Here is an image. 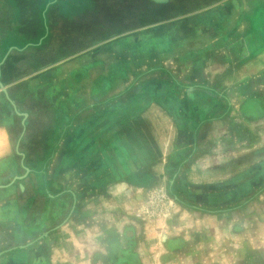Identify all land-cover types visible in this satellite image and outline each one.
<instances>
[{
  "label": "crops",
  "instance_id": "0c3cea01",
  "mask_svg": "<svg viewBox=\"0 0 264 264\" xmlns=\"http://www.w3.org/2000/svg\"><path fill=\"white\" fill-rule=\"evenodd\" d=\"M56 2L0 0V264H264V0ZM155 183L178 211L145 225Z\"/></svg>",
  "mask_w": 264,
  "mask_h": 264
},
{
  "label": "rangeland",
  "instance_id": "374dc122",
  "mask_svg": "<svg viewBox=\"0 0 264 264\" xmlns=\"http://www.w3.org/2000/svg\"><path fill=\"white\" fill-rule=\"evenodd\" d=\"M11 1V0H8ZM40 2V0H38ZM55 4V0H51ZM58 3L55 8H59L60 12H67L69 8L65 6V2L68 0H57ZM70 1V0H69ZM127 2L130 0H126ZM171 3L173 4L170 10L173 12L172 16H178L180 14H183L185 12H195L198 9H201L202 6L205 4H210L214 0H170ZM77 3H83L84 0H71V4ZM48 4V3H47ZM78 6H75L72 9V11H75ZM150 7V6H149ZM139 19L140 22H142L144 19H146L145 16V10H146V0H140L139 1ZM45 10L47 9V6L44 8ZM173 9V10H172ZM159 9L155 8V22L159 20L160 16ZM150 17V16H149ZM49 24V23H48ZM157 24V23H156ZM49 25L44 24L43 29L46 30ZM175 38H178V35L174 34ZM167 38H160L159 44H162L164 41H168ZM6 126L8 130L10 131L9 137H10V150L7 152V155L4 156L3 158L0 159V186L2 188L0 189V201L5 200L4 202L6 206H9L11 203H13L16 200V190H17V185H12L10 187L6 186L7 183L13 178V176H16L17 174L21 173V170H19L17 166V158L16 154L13 150L14 147V141L17 137V123L15 120H11V122L6 121ZM63 188H66V184L63 186ZM161 190L165 193L166 197L168 198L169 202L168 206H162L161 203L157 204H151L149 202V199L154 191ZM12 192V196L10 195ZM67 193L64 192L61 194V196L58 198L59 199V207H58V213L60 214L61 217H66L69 209L71 208L72 205V199ZM178 203L177 201L168 193L165 183H158V184H153L152 186L148 187V189L145 191V195L143 197V201L141 205L138 208L137 213L134 215L136 218H138L142 223L145 225L147 224H160L162 225V222H166L169 220L171 217H173L178 211ZM63 219V218H62ZM61 221V220H60Z\"/></svg>",
  "mask_w": 264,
  "mask_h": 264
},
{
  "label": "flooded vegetation",
  "instance_id": "af4514ba",
  "mask_svg": "<svg viewBox=\"0 0 264 264\" xmlns=\"http://www.w3.org/2000/svg\"><path fill=\"white\" fill-rule=\"evenodd\" d=\"M139 1L140 0H138V3H139ZM148 2L152 3L155 7L151 8V7L148 6V9L145 10V13H144L146 17L147 16H151V15L155 16L156 15L155 12H154L155 8L159 9L158 10L159 15H157V16H160L159 20H162V19H164L166 17L172 16L173 12L170 10V8L172 7L173 4L171 3L170 0H168V2L164 3V4H157V3H154L151 0H146V3H148ZM139 13H140V11H139Z\"/></svg>",
  "mask_w": 264,
  "mask_h": 264
},
{
  "label": "built area",
  "instance_id": "2783aa9c",
  "mask_svg": "<svg viewBox=\"0 0 264 264\" xmlns=\"http://www.w3.org/2000/svg\"><path fill=\"white\" fill-rule=\"evenodd\" d=\"M151 204L161 203L162 206H168L169 200L166 197L165 193L161 190L154 191L149 199Z\"/></svg>",
  "mask_w": 264,
  "mask_h": 264
},
{
  "label": "water",
  "instance_id": "95a60500",
  "mask_svg": "<svg viewBox=\"0 0 264 264\" xmlns=\"http://www.w3.org/2000/svg\"><path fill=\"white\" fill-rule=\"evenodd\" d=\"M151 1H153L154 3H157V4H164V3H167L168 2V0H151ZM15 111H16V108H15ZM17 112V111H16ZM16 152V154L17 155H19L20 157H21V161H23V159H24V156H23V154H20L19 152H17V151H15ZM23 168H24V170H25V172L27 173L28 172V169L26 168V167H24V166H22ZM17 178V177H16ZM2 188V186H0V189Z\"/></svg>",
  "mask_w": 264,
  "mask_h": 264
}]
</instances>
